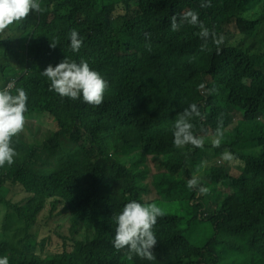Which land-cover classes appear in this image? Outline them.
Here are the masks:
<instances>
[{
  "label": "trees",
  "instance_id": "16d2710c",
  "mask_svg": "<svg viewBox=\"0 0 264 264\" xmlns=\"http://www.w3.org/2000/svg\"><path fill=\"white\" fill-rule=\"evenodd\" d=\"M108 1H116L111 11H104L105 17H113L116 21L114 42L106 34L110 24L107 21H96L86 28L79 24L72 26L63 19L70 5L78 0H39L42 13L31 11L27 16V31L34 27H39V31L25 34L20 25L14 22L0 32V43L6 51H11L20 59L23 72L28 65L26 58L29 54L40 55L39 61L47 57L57 64L67 57L77 62L84 58L95 70L114 53L130 47L132 26L139 27L142 33L140 49L144 59L135 81L142 90L135 92L143 93L155 79L162 77L155 60L167 57L170 44L180 42L185 35L180 28L176 32L171 31L172 16L176 15L179 21L180 13L196 11L208 24L237 18L249 23L255 19L252 11L257 12L260 19L264 17V0H211L210 7L217 12L212 17L204 15L207 7H201L202 0L179 7L161 4L159 16L150 13V0ZM198 7L200 10H197ZM235 10H240L241 14L232 13ZM134 12L135 15H132ZM139 12L148 19L147 31L140 23ZM72 29H76L83 40L78 52L70 47L69 34ZM148 33L151 34L150 39L147 38ZM59 40L66 42L52 48L51 42L57 43ZM43 41L50 42V45L42 47ZM97 44L103 46L95 47ZM90 48L93 50L90 51ZM46 68L44 64L41 65L43 71ZM0 69L5 73L4 65L0 64ZM50 83L45 76L40 79L32 67L17 80L11 93L17 94L16 89L20 87L25 89L28 113L24 129L13 139L19 136L31 139L36 130L47 125L49 132L42 140L33 142V147H40L54 155L86 140L78 136L72 127L73 119L80 116L79 108L67 107L60 95L49 90ZM188 91L186 89L185 92ZM53 94L54 102L50 104L46 97ZM191 103H196L200 111L206 113V119L192 120L195 134L205 139L212 138L220 120L223 121L224 136L218 148L221 154L223 141L231 136L227 131L228 126L238 116V111L244 109L224 108L218 102L204 107L195 100L185 98L175 102L176 116ZM97 126L103 137L105 130L109 131L111 141L104 147L107 165L113 169L117 183L126 189L128 202H160L158 206L165 213L153 228L158 241L153 249L155 259L149 261L133 254L138 264H264V140L241 146L247 171L237 183L239 189L236 196L218 209H207L204 218L213 223L214 231L202 250L189 253L185 246L191 243L189 232L193 231L194 225L179 210L167 209L162 203H176L184 191L187 198L195 195L196 190L188 189L184 183L202 166L203 158L194 159L192 170L187 163L189 145L178 149L172 140L166 146L143 147L127 140L100 114ZM215 168L216 165L212 164L211 172ZM101 175L88 164L84 165L82 174L69 178L61 176L56 179L46 171L24 174L23 179L29 187L28 194L21 197L19 216L24 224L14 236H0V257L7 256L5 250L9 248L12 250L9 264H115L117 251L112 243L115 235L113 218L109 223L101 222L97 213L83 202L91 192L101 189ZM141 176L147 177L150 183L158 184V187L140 185ZM48 205V214L39 219L40 213ZM51 221L56 224L55 238L51 233L41 235L40 231L43 225ZM67 254L69 259L65 260Z\"/></svg>",
  "mask_w": 264,
  "mask_h": 264
},
{
  "label": "clouds",
  "instance_id": "9594fccd",
  "mask_svg": "<svg viewBox=\"0 0 264 264\" xmlns=\"http://www.w3.org/2000/svg\"><path fill=\"white\" fill-rule=\"evenodd\" d=\"M210 6L211 0H202L201 7ZM31 11L38 14L42 13L39 0H0V32H3L14 22L26 18ZM184 23L199 28L196 35L204 41L201 45V51L207 49L209 39L218 48L223 43V36H218L214 29L205 26L199 19L198 12H182L179 15V21L176 15L172 16L171 31H178ZM146 35L150 39L151 34ZM69 39L71 49L78 52L83 40L76 29L70 31ZM56 45V42H51L52 48H55ZM149 50H151L150 46ZM143 59L144 53L141 49L135 52L128 47L108 57L95 70L90 67L88 61L84 58L77 62L67 57L55 66L48 65L42 75L51 82L49 90H54L62 98L67 97L71 100H78L82 96L83 102L97 106L99 114L127 140L143 147L166 146L172 140L174 146L178 149L187 145L201 149L204 147L202 154L199 156L190 155L189 146L187 148L188 156L193 160L197 157L203 158L202 166L198 167L192 177L187 180V188L196 190L201 195V203L205 214L200 218L195 216L188 219L180 210L182 198L185 199L190 212L195 210L190 205L189 200L196 195V192L194 196L187 198L186 191H184L181 198L169 207L171 210H179L189 222L199 226L202 218L207 214L205 204L212 209H218L227 201L233 200L236 191L220 194L210 192L207 187L202 186L198 173H208L211 182L217 185L224 183L237 185L241 175L247 171L245 154L241 146L264 140V110L238 111V116L227 128L231 136L223 141V152L221 154L218 148L221 146L224 136L223 121L220 120L215 136L212 138L205 139L204 136L195 134V125L192 120L194 118L206 119V113H202L196 103H191L177 116L175 103L154 114L147 111L136 113L128 119L126 125H122L121 117L117 112L109 115L104 113L109 103H114L117 108H124L130 98L141 104L149 96H153L154 100H161L166 97V93L160 87L163 80L171 79V70L165 72L164 79L163 77L155 79L143 93L133 91L128 94L126 92L128 83L137 80ZM27 66L20 76L13 78L18 80L23 77L30 70L27 69ZM129 67H132L131 72L127 71ZM6 83L3 84L2 90H0V218L20 215L22 210L21 185L23 175L34 172L33 163L35 162L34 155L36 152L33 142L27 136H19L13 139L24 129L28 95L23 87L17 88V94L13 95L11 93L13 89L10 91V87H4ZM198 87L204 90L205 84L201 83ZM208 91L211 93L218 90L213 88ZM226 106L234 107L232 104ZM173 117H176L174 126L172 125ZM158 132L167 133L169 136L168 141L161 142L157 137ZM101 136L103 137L102 132ZM74 148H80L87 156L93 151V147L85 142L78 143L71 150L56 153L53 155L47 172L54 178L59 179L62 176L69 153ZM211 157H214V162L207 163L208 158ZM212 164L216 165L213 172H211ZM202 168L204 170L201 171ZM99 186L101 189L91 192L83 202L97 213L101 222L106 224L113 218L115 235L112 243L117 251L115 264H138L133 254L149 261L155 259L153 249L158 241L153 228L157 224L158 218L164 216V210L156 203L150 204L138 202L137 200L128 202L126 189L119 185L114 177L102 174ZM195 221H198V223ZM0 264H9L8 257H0Z\"/></svg>",
  "mask_w": 264,
  "mask_h": 264
},
{
  "label": "rangeland",
  "instance_id": "374dc122",
  "mask_svg": "<svg viewBox=\"0 0 264 264\" xmlns=\"http://www.w3.org/2000/svg\"><path fill=\"white\" fill-rule=\"evenodd\" d=\"M254 1L257 2L258 0ZM216 13L214 8L207 7L204 15L212 17L216 15ZM232 13L235 15L241 14L240 10H235ZM252 14L255 15V19L249 23H244L237 18L226 22L208 24L205 22L204 18L199 17L205 26L214 29L218 36H223V43L219 45L218 48L213 41L209 39L207 49L201 51V45L204 41L196 35L199 29L190 31L191 39L185 46L187 53L180 59L181 68L173 70L171 79L166 80V83L172 87V96L164 105L163 109L168 108L176 101L187 98L195 100L204 107H207L211 103L218 102L224 108H226L227 104H232L236 109L264 110V53L258 52V46H264V17L260 19L258 13L254 11H252ZM132 36L133 35L130 37L132 38ZM65 42L66 40H59L57 45H63ZM129 46L133 51L131 42ZM40 62L44 64V66L50 64L52 66L57 65L56 62L47 57L42 58ZM0 64L4 65L5 69V73L0 69L1 87L11 78L18 77L23 73L20 59L11 51H6L4 45L1 43ZM131 69L132 67H129L127 70ZM201 83L205 84L204 90L198 87ZM136 88L137 83L135 81H130L126 87V92L130 94L135 91ZM213 88L218 91L209 93L208 90ZM186 89L189 91L185 92ZM63 100L67 107L79 108L80 116L74 118L72 121L73 131L78 136L84 138L86 142L93 147V151L87 156L80 148H74L69 153L62 171V176L69 178L80 175L84 171V165L88 164L94 171L102 173L105 176L114 177L113 169L107 165V155L104 150L106 143L111 141L109 131L106 129L104 137L101 136V131L97 126L99 112L96 106L83 102L82 96L78 100H71L67 97H64ZM132 102L133 104H131ZM136 103L137 102L133 98H130L126 104L131 110L130 117L138 113V108L135 106ZM84 107L87 109L86 113H84ZM27 113L28 110L25 112V118ZM104 113L109 115L113 113V111L108 110L106 106ZM128 119L124 122V125L127 124ZM175 119L176 117L172 119L173 126ZM121 123L123 124L122 120ZM48 132L49 127L44 125L42 128L36 130L35 135L30 140L32 142L40 141ZM157 137L161 142H167L169 138L168 134L164 132H158ZM72 148L73 147H67L66 150H71ZM203 149L194 148L189 145V154L192 156H199L202 154ZM34 158V172H38L35 169H45L47 172L53 159V154L37 147ZM210 162H214V157L208 158L207 163ZM187 163L193 170V158L188 156ZM202 170H204V168H202L201 171ZM198 175L200 176L202 186L207 187L210 192L217 194L231 193L239 189V186L233 183H224L222 185L212 183L208 173ZM139 183L142 186H148L143 184L142 180H139ZM184 185H187V181ZM28 188L24 179H22L21 197L28 194ZM152 203H156L157 205L160 204V202ZM172 204L162 203L167 209H169ZM205 205L207 209L210 208L207 204ZM48 210L49 205L40 213L39 219L47 215ZM14 218H16L17 222L21 223V225L24 224V220L21 219L20 216H15ZM12 219L13 217L0 218V221L6 224L8 228ZM206 220L208 219L203 217L201 222H205ZM192 224L194 225L193 231L189 232L191 243L185 246L189 253L202 250L205 243L212 235V232L207 230L205 226L204 228H198V225ZM55 228V222L51 221L49 224H45L40 228L41 235L51 233L55 238L57 236ZM57 245L58 244L55 246ZM49 251H52V249ZM5 254L10 258L12 256V250L7 248ZM64 259H69L68 254Z\"/></svg>",
  "mask_w": 264,
  "mask_h": 264
},
{
  "label": "bare ground",
  "instance_id": "6f19581e",
  "mask_svg": "<svg viewBox=\"0 0 264 264\" xmlns=\"http://www.w3.org/2000/svg\"><path fill=\"white\" fill-rule=\"evenodd\" d=\"M138 1V0H137ZM197 0H150V13L155 16L160 15V5L161 4H168L171 6L179 7L183 4H186L188 2H196ZM116 5L115 2H109L107 0H78V2H74L70 5L68 11H66L63 14V19H65L70 25H76L79 24L83 27H88L89 25L95 23L96 21H100L101 23L107 21L110 24L107 26L106 34L111 38V42L115 41V28H116V21L113 17H105L104 11H111L114 6ZM137 7L139 8V4H137ZM197 10H200L199 7ZM200 12V11H199ZM135 15V12L132 13V15ZM139 20L142 25V27L147 31L149 30L148 26V19L144 16L142 13H138ZM27 22L28 18H24L23 20L19 22H15L20 25L21 31L25 34H36L39 31V27H34L30 31H27ZM199 28L197 26H193L187 23H184L180 26V30H182L185 35L183 39L178 43H172L170 44L169 54L167 57L159 58L155 60V64L159 68L160 75L163 77L165 76L166 70H178L181 68L180 65V59L181 57L187 53L185 46L190 41V31L191 30H198ZM132 32L133 36L131 39V44L133 47V51H138L141 48V30L139 27L132 26ZM50 42L43 41L41 46H49ZM103 46L101 44L95 45V47ZM90 51L93 50V48L89 49ZM258 52L264 53V46H258ZM40 55L38 54H29L26 58V61L29 63V65L32 67V69L39 74V78H43L44 75H42L43 70L41 69L42 63L39 61ZM128 72H131V70H127ZM160 89L166 93V97L161 100H154L153 96L147 97L141 104L136 103L135 106L138 108V113H143L145 111L149 112L150 114L157 113L161 111L164 107V105L167 103V101L172 96V87L166 83V80H163ZM136 90L141 91V87L138 86ZM55 95H59L55 93ZM46 101L50 104H53L54 102V94L46 97ZM133 104V102L131 103ZM108 110H112L113 112H117L121 120L123 122L122 125H124V122L130 117L131 110L128 106L125 105L124 108H117L114 103H109L107 105ZM87 112V109L84 107V113ZM38 172L46 171L45 169H35ZM141 180L143 181V184L150 185L153 188H157L158 184H152L149 182L147 177L141 176Z\"/></svg>",
  "mask_w": 264,
  "mask_h": 264
},
{
  "label": "built area",
  "instance_id": "2783aa9c",
  "mask_svg": "<svg viewBox=\"0 0 264 264\" xmlns=\"http://www.w3.org/2000/svg\"><path fill=\"white\" fill-rule=\"evenodd\" d=\"M27 69H31V66L28 63ZM16 82H17V78H13L10 81H8L4 87L8 86L10 87V91L12 89L15 88L16 86ZM3 87V88H4ZM187 181V180H186ZM190 205L195 209L194 211L190 212L186 206V201L184 198L181 199V206H180V210L184 213V215L188 218V219H192L195 216H198L199 218L205 214L204 211V207L202 206L201 203V195L198 193V191L196 192V195L194 197H192L189 200ZM196 223H198V221H195Z\"/></svg>",
  "mask_w": 264,
  "mask_h": 264
},
{
  "label": "crops",
  "instance_id": "0c3cea01",
  "mask_svg": "<svg viewBox=\"0 0 264 264\" xmlns=\"http://www.w3.org/2000/svg\"><path fill=\"white\" fill-rule=\"evenodd\" d=\"M205 224V225H204ZM21 223L17 222V219L13 217L10 226L7 228L6 224L0 221V236L2 238L14 236L15 232L20 229ZM205 228L210 230L212 233L214 231L213 223L210 220H206L205 222H201L198 228ZM8 257V256H7ZM9 258V257H8Z\"/></svg>",
  "mask_w": 264,
  "mask_h": 264
}]
</instances>
